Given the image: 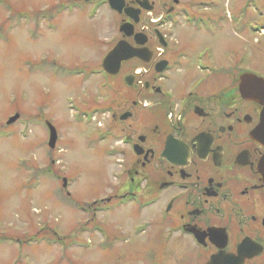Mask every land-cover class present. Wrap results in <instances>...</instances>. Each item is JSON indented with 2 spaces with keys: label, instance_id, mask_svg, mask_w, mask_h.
Wrapping results in <instances>:
<instances>
[{
  "label": "rangeland",
  "instance_id": "rangeland-1",
  "mask_svg": "<svg viewBox=\"0 0 264 264\" xmlns=\"http://www.w3.org/2000/svg\"><path fill=\"white\" fill-rule=\"evenodd\" d=\"M86 1L0 0V264H202L186 241L163 246L156 237L166 229L163 205L117 203L131 155L119 151L122 135L103 139L110 123L118 127L103 106L105 86H122L126 74L108 79L101 65L125 38L121 25L134 22L108 0ZM148 1L154 9L142 11L136 32L149 34L152 20L177 10L179 26L164 29L176 47L234 54L239 69L264 76V30L249 28L264 22V0ZM185 7L187 20L210 17L223 29L182 26ZM47 123L58 133L54 149Z\"/></svg>",
  "mask_w": 264,
  "mask_h": 264
},
{
  "label": "flooded vegetation",
  "instance_id": "flooded-vegetation-1",
  "mask_svg": "<svg viewBox=\"0 0 264 264\" xmlns=\"http://www.w3.org/2000/svg\"><path fill=\"white\" fill-rule=\"evenodd\" d=\"M149 6L152 12L154 4ZM181 12L184 27L206 33L223 29L210 17L187 20L188 7ZM179 13L152 20L144 45L123 38L143 50L144 61H126L118 75L108 77L126 74L124 84L105 86L110 97L104 112L118 124L115 129L110 123L106 133L113 139L122 135L119 151L131 155L122 165L130 181L118 201L163 205L160 223L166 229L156 237L163 246L175 237L186 241L201 253L202 264L214 256L230 264H264V143L254 136L264 105L240 92L243 74L264 76L250 66L239 69L234 54L222 60L209 48L176 47L164 29L179 26ZM256 27L264 30V22ZM249 28L254 31V25ZM114 93L120 104L116 113ZM137 179L146 182L147 197Z\"/></svg>",
  "mask_w": 264,
  "mask_h": 264
},
{
  "label": "water",
  "instance_id": "water-1",
  "mask_svg": "<svg viewBox=\"0 0 264 264\" xmlns=\"http://www.w3.org/2000/svg\"><path fill=\"white\" fill-rule=\"evenodd\" d=\"M111 8L118 12L119 14H125L127 17L132 19L135 24H138L140 19L141 10L150 11L151 7L149 6L148 0L138 1L139 9L127 8L124 0H109ZM120 32L124 34L125 37L130 38L134 37L135 41L139 45H144L145 41L141 40L146 38L143 34H135V25L133 23H124L120 27ZM141 59L143 60V50L133 47L127 41L119 42L112 51L105 57L103 60V70L110 77H114L119 74L121 66L126 61L131 59ZM144 61V60H143ZM148 62V61H147ZM240 92L246 100L255 101L264 105V79L257 77L252 74H244L241 76L240 83ZM19 119V115L11 118L8 121V124H12ZM50 130V140L49 146L54 149L58 140L57 130L50 123L47 124ZM255 138L261 143H264V113L262 115L261 123L257 130L254 132ZM66 187V180H64ZM207 264H230L225 262L223 256H214Z\"/></svg>",
  "mask_w": 264,
  "mask_h": 264
}]
</instances>
